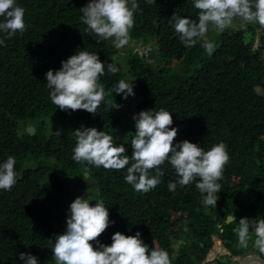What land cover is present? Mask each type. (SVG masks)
Here are the masks:
<instances>
[{
    "label": "trees",
    "instance_id": "trees-1",
    "mask_svg": "<svg viewBox=\"0 0 264 264\" xmlns=\"http://www.w3.org/2000/svg\"><path fill=\"white\" fill-rule=\"evenodd\" d=\"M17 2L25 10V30L6 37L5 45L0 47V160L13 155L17 177L11 190H0V264H22L20 252L36 255L39 264H55L48 239L64 231L69 183L88 169L102 192L100 199L109 210V218L114 221L98 240L104 243L109 240L110 244L116 231L135 234L139 230L149 247L168 251L171 264H212L213 252L222 251L225 246L228 249L230 243L238 240L233 229L239 218L264 215V97L259 99L252 87L243 84L254 80L250 66L246 64L242 69L240 58L230 62L238 51L234 40L228 38L229 31L219 38L221 48L215 57L205 60L210 55L199 46L187 49L170 23L174 13L196 18L199 10L192 6L191 0H156L153 4L137 0L133 37L146 33L154 36L159 31L162 56L168 64L173 58L185 56V65L180 69L183 72L168 69L158 72L135 55H129L125 67L116 73H109L105 65V73L100 77L105 97L93 115L82 109L57 108L50 100V90L44 81L47 70L58 69L61 61L78 48L98 53L102 61L116 65L118 60H111L115 54L108 40L98 43L85 31L80 7L87 0ZM154 21H157L155 25ZM229 66L235 69L233 80ZM124 72L137 81L132 98L115 94L116 84L126 81ZM160 74L167 76V87L160 94L161 99L151 98L149 92L156 88ZM237 81L242 83L238 87L234 83ZM136 97L141 98L139 111L154 107L173 112L170 127L178 128L174 142L188 139L205 149L221 141L226 145L229 160L218 181L221 188L216 193L219 199L216 206L203 203V195L195 182L177 185L170 191L167 185L176 176L167 162L160 166L164 171L161 182L147 192H137L123 178L127 166L116 170L87 164L91 167L88 168L72 159L76 137L65 129L69 121L77 122L74 129L81 125L95 126L111 134L123 124L122 115L113 114L108 108V99L114 98V102L125 105L128 98ZM45 119L48 120L44 123ZM28 122L36 123L39 131L34 137L21 138V129L25 132ZM50 122L54 128L60 125L63 133L48 135ZM129 123L133 128L129 129L132 134L126 154L131 156L135 122L129 120ZM55 147L57 152L51 153L55 154L52 159L58 162L57 167L51 159L33 167L24 165L29 156L41 155L33 150ZM260 206L262 210L258 212ZM224 212V217L233 214L236 221L220 227L221 218L217 221L215 216ZM176 219L183 225L187 222L195 241L192 247L183 248L174 260L175 236L185 234L184 227L174 230ZM201 242L207 248H201ZM91 243L96 246L95 241ZM213 247L217 250L212 251ZM239 252V256L247 253L234 252V264L240 262L236 260Z\"/></svg>",
    "mask_w": 264,
    "mask_h": 264
},
{
    "label": "clouds",
    "instance_id": "clouds-1",
    "mask_svg": "<svg viewBox=\"0 0 264 264\" xmlns=\"http://www.w3.org/2000/svg\"><path fill=\"white\" fill-rule=\"evenodd\" d=\"M155 2L156 0H145L146 4ZM191 4L199 10L195 19L175 13L171 16L170 23L178 34L180 42L189 50L199 46L205 54L210 55L205 58L208 60L215 57L216 52L221 48L219 38L229 31L228 38L234 40L238 51L230 62L234 63L240 58L243 62L242 69L246 68V64L250 66L255 74L254 80L243 84L252 87L259 99L264 97V71L261 70L262 67L264 68V0H191ZM137 8V0H87V3L80 7L81 19L86 25L87 35L98 43L101 40H108L115 54L111 60L118 61L116 65L102 61L98 53L78 48L74 54L61 61L58 69L47 70L44 81L50 90V100L57 108L72 111L82 109L95 115L97 107L105 97L104 87L100 83V77L105 73V65L109 73L121 71L129 55L139 57L147 67H152L158 72L164 69L176 73L183 72L180 69L185 65V56L173 58L170 64L162 56L159 31L154 36L146 33L137 38L133 37L134 11ZM24 15L25 10L17 0H0V34H3L0 35V47L5 45L6 37L10 38L17 32H24ZM156 23L157 21H154V25ZM244 32H249V35H244ZM205 42L206 45H204ZM128 44L132 47H128ZM153 63H156L157 67H154ZM229 69L233 80L234 66H229ZM219 72L222 74L221 69ZM136 82L130 76L127 81L120 80L115 86V94L122 93L125 99L132 98V95H135ZM234 83L237 87L242 84L239 81ZM167 84V76L160 74L157 77V86L149 92V96L161 99L160 94ZM129 98V102L125 105L114 102V98L109 99H113L110 110L113 114L122 115V122L129 120L135 122V132L130 143L131 156L127 155L128 152L126 154V149L128 150L132 133L124 132V135H128L127 140L123 144H118L119 139L113 137L112 133L109 134L95 126L81 125L74 129L77 122L69 121L65 129L76 137L72 159L88 168H91L88 165H93L120 170L127 166L126 175L123 178L137 192H147L155 188L164 175L160 166L167 162L176 176V179L169 181L167 185L170 191H174L177 185L184 186L195 182L196 189L203 195V203L206 206H216L219 200L216 193L221 188L218 181L222 178L224 167L229 160L226 145L221 141L205 149L201 144L188 139L174 142L178 128L170 127L173 125V112L165 108L156 110L154 107L139 111L141 98L136 97L133 100ZM135 101L138 102V113L131 114L130 106ZM57 114L55 118L58 117ZM125 115L127 120L123 121ZM29 126L37 128L35 134L28 135ZM47 126L50 128L48 135L63 133L60 125L54 128L50 122ZM130 128H133L132 124ZM38 131L36 123L28 122L25 132L21 129L20 137L28 139L34 137ZM33 152H40L41 155L29 156L24 162L26 167H33L49 159L54 167L58 166V162L52 159L55 154L51 153L57 152V147L35 149ZM15 163L13 155L0 160V190H11L16 183ZM95 183L96 185L93 186ZM97 186L98 183L92 179L90 169L85 170L69 183V196L66 198V204L68 203L69 207L66 227L62 233L48 239L51 255L55 260L53 262L55 264H171L168 251L160 247H149L144 243L139 230L135 234L116 231L111 236L110 244L109 240L104 243L97 239L110 223H114L109 218L108 208L100 199L102 192ZM95 194L96 202L93 201ZM261 210L262 206L258 212ZM224 214L226 212L215 216L217 221L221 218L218 223L220 227L236 221L233 214L227 217H224ZM228 217H233L234 220L228 222ZM182 227L185 234L175 236L173 241L174 260L183 248L192 247L195 241L194 236L189 234L191 230L187 227V222L183 225L176 219L174 230L180 231ZM233 231L236 233L239 246L243 248H247L249 240L255 237L252 242L257 253H246L242 256H239L241 252L237 253L236 260H240L239 264L245 257L251 255H259L261 259H264L262 255L264 253V215L255 214L252 218H239L238 225ZM92 241L96 242L95 247ZM234 243H230L231 247L228 249L225 246L224 250L213 252L214 259L211 263L221 264L220 261H223L224 264H234V252L243 250H233ZM199 245L201 248L208 246L202 242ZM216 250L217 247H213L212 251ZM19 259L22 264H39L37 256L32 253L20 252Z\"/></svg>",
    "mask_w": 264,
    "mask_h": 264
},
{
    "label": "water",
    "instance_id": "water-1",
    "mask_svg": "<svg viewBox=\"0 0 264 264\" xmlns=\"http://www.w3.org/2000/svg\"><path fill=\"white\" fill-rule=\"evenodd\" d=\"M204 45H206V42L204 43ZM153 66L157 67V64L153 63ZM120 69L121 68L119 66V70ZM112 105H113V99H109L108 108L111 109ZM130 112H131V114L138 113V102L135 101L132 104V106H130ZM126 120H127V115H125L124 118H123V121H126ZM36 131H37V128L34 127V126H29L28 129H27L28 135L29 134H35ZM28 135L26 137H28ZM95 185H96V183L93 184V186H95ZM93 197H94L93 201L96 202V199H97L96 194L93 195ZM231 220H234V218L233 217H228V222L231 221ZM254 263L264 264V259H261V257L259 255H251V256L245 257V259L242 261L241 264H254Z\"/></svg>",
    "mask_w": 264,
    "mask_h": 264
},
{
    "label": "rangeland",
    "instance_id": "rangeland-1",
    "mask_svg": "<svg viewBox=\"0 0 264 264\" xmlns=\"http://www.w3.org/2000/svg\"><path fill=\"white\" fill-rule=\"evenodd\" d=\"M125 44H127V43H125ZM128 47H132V45L128 44ZM124 74H125V78H126V81H127L128 75H127L126 72H124ZM57 123H59V120H57ZM122 124L123 125L118 128L119 131H118V129H115V130L112 131L113 137H116V138L119 139L120 143H118V144H123L127 140L128 135L127 134L124 135L123 133L126 132V133L129 134L130 133L129 129H131L129 121L128 122H122ZM116 131H118V132H116ZM254 238L255 237H252V239L249 240V245H248L247 248H243V247L239 246L238 240L235 241V243L233 245V250L238 251L239 249H243L248 254L257 253V250L256 251L254 250L255 247L253 246V242H252L254 240Z\"/></svg>",
    "mask_w": 264,
    "mask_h": 264
},
{
    "label": "flooded vegetation",
    "instance_id": "flooded-vegetation-1",
    "mask_svg": "<svg viewBox=\"0 0 264 264\" xmlns=\"http://www.w3.org/2000/svg\"><path fill=\"white\" fill-rule=\"evenodd\" d=\"M130 105H131V103H130Z\"/></svg>",
    "mask_w": 264,
    "mask_h": 264
},
{
    "label": "bare ground",
    "instance_id": "bare-ground-1",
    "mask_svg": "<svg viewBox=\"0 0 264 264\" xmlns=\"http://www.w3.org/2000/svg\"><path fill=\"white\" fill-rule=\"evenodd\" d=\"M253 24V23H252Z\"/></svg>",
    "mask_w": 264,
    "mask_h": 264
}]
</instances>
